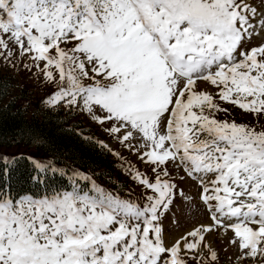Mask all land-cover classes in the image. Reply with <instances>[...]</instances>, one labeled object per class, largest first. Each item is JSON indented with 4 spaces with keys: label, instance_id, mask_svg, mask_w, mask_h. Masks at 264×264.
<instances>
[{
    "label": "snow or ice",
    "instance_id": "1",
    "mask_svg": "<svg viewBox=\"0 0 264 264\" xmlns=\"http://www.w3.org/2000/svg\"><path fill=\"white\" fill-rule=\"evenodd\" d=\"M260 36L264 10L250 0H0V64L35 69L54 89L49 111L109 125L152 173L128 165L133 200L80 170L0 156V264H220L228 249L232 264L264 261V43L249 47ZM221 101L256 123L219 119L231 114ZM17 136L47 146L34 129ZM178 200L210 223L169 244Z\"/></svg>",
    "mask_w": 264,
    "mask_h": 264
},
{
    "label": "rangeland",
    "instance_id": "2",
    "mask_svg": "<svg viewBox=\"0 0 264 264\" xmlns=\"http://www.w3.org/2000/svg\"><path fill=\"white\" fill-rule=\"evenodd\" d=\"M254 5H260L261 10H264V0H250ZM261 43H264V36L255 38L249 47L259 46ZM36 70L33 69V72H28L25 70H20L19 68L13 69L11 67L4 66L0 64V74L8 75L13 82L12 95L7 98L5 103L10 101L16 96L23 95V107L26 110L28 117L30 118L33 114L36 107L47 108L41 101L47 98L50 93L54 90L52 86H49L42 78L38 76ZM201 87H204L203 85ZM221 106L228 108L230 110V115L220 114L219 119L221 120H232L233 118L237 123H251L255 124L252 116L242 114V111L239 108H235L232 105L220 102ZM71 117L75 120H82L87 128L91 129L92 132L98 137L100 142L108 146V149L111 151L112 155L116 158V168L114 176L110 181L99 182L102 186L106 187L109 190H112L119 194L123 198H131L133 200L138 199L141 196L142 187L137 186V184L130 178L128 172V165H131L134 169H138L141 173H147L151 176V168H149L144 162H142L136 153L129 151L128 148L120 143L117 139L110 136L106 131L109 125L105 124L103 127L97 124L95 121L90 119V117L80 112L79 110H65ZM259 126H264V120L259 122ZM27 156L32 157L36 161L43 162L45 164L51 163L57 167L51 158L44 155L42 152L36 149H30L25 147H0V156ZM58 168V167H57ZM66 169V167L60 168ZM70 170H80L71 168ZM83 171L84 173L90 174L93 178L94 175L91 172ZM183 173L179 170L175 172L177 181L179 182V177ZM179 187L183 190L184 196L188 198H196L198 200L199 190L197 186L190 180L179 182ZM195 222H200L204 224L210 223L207 219V214L199 210V206L196 200H193L191 204L188 201H185L183 204L180 201H177V209L174 214L164 221V226L167 230V242L169 244L173 243L178 239L184 232L190 230ZM223 233L219 234L220 239L217 240V237H213L214 240H217L215 247L219 250L223 247V244L220 242L223 239ZM231 235V233H229ZM235 252L232 249L227 251L220 252V264H232L235 260ZM245 264H252V260H246ZM256 264H264V261H261L260 258L256 259Z\"/></svg>",
    "mask_w": 264,
    "mask_h": 264
},
{
    "label": "trees",
    "instance_id": "3",
    "mask_svg": "<svg viewBox=\"0 0 264 264\" xmlns=\"http://www.w3.org/2000/svg\"><path fill=\"white\" fill-rule=\"evenodd\" d=\"M0 81L10 85L6 93L0 97V147L19 146L36 149L51 158L58 168L66 167L65 171L71 168L80 169L91 172L96 181L111 180L115 173L116 158L108 148L96 143L100 140L82 120H75L63 109L49 111L48 108L41 107H36L29 118L22 105L23 95L5 103L12 95L14 87L12 79L6 74H0ZM22 128L34 129L46 137L47 146L39 147L27 142H16L19 140L17 132ZM31 168L29 160L20 161L13 176L23 181L27 179Z\"/></svg>",
    "mask_w": 264,
    "mask_h": 264
}]
</instances>
